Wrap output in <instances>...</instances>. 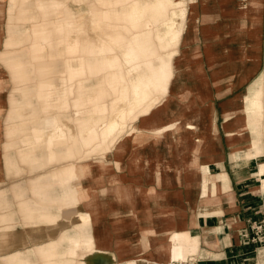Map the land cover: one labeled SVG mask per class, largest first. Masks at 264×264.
<instances>
[{"label":"crops","instance_id":"obj_1","mask_svg":"<svg viewBox=\"0 0 264 264\" xmlns=\"http://www.w3.org/2000/svg\"><path fill=\"white\" fill-rule=\"evenodd\" d=\"M199 50L204 71L212 78L214 69H223L214 66L219 54L213 49ZM188 51L191 55L194 50ZM229 51L225 57L230 61L233 54ZM209 63L211 75L206 69ZM261 65L260 59L253 75L243 84L236 82L230 92L224 84L211 82L212 97L205 102L195 95L182 103L174 97L171 111L164 108L140 117L135 123L140 128L150 127L152 122L157 127L173 122L180 128L160 138L149 132L138 138L130 135L123 149L117 146L110 152L105 166L96 167L91 176L70 181L78 191L79 202L72 209L59 210L48 198L28 199L23 186L19 190L13 186L15 182H27L29 175L7 178L4 166L15 173L27 170L17 161L10 163L9 158H20L25 148L15 141L16 137L8 138L5 131L11 140L5 147H17V156L10 150L3 154L1 146L0 264H81L85 259L89 264H264V240L251 239L254 227L264 224ZM245 85L247 93H238ZM3 89L5 84L0 88V136L1 118L5 117ZM234 104L248 108L247 115L243 114L245 129L244 124L236 123ZM54 149L59 151L57 160H61L64 147ZM68 163L77 161L59 162ZM31 164L37 171L46 169H37L34 160ZM204 168L210 175L223 174L229 188L221 187L216 195L203 198ZM25 201L30 203L28 212L22 210ZM84 212L90 217L87 225L78 220ZM182 231L198 238L199 251L188 256L190 261H172L171 237ZM87 238L94 241V246L82 248L73 256L75 242Z\"/></svg>","mask_w":264,"mask_h":264},{"label":"bare ground","instance_id":"obj_2","mask_svg":"<svg viewBox=\"0 0 264 264\" xmlns=\"http://www.w3.org/2000/svg\"><path fill=\"white\" fill-rule=\"evenodd\" d=\"M103 1L104 6H99ZM197 1L91 0L88 2L90 4L88 9L74 10L67 0H10L8 10L10 24L19 23V20L14 19V4L19 2L16 12L19 19L25 22L20 25L25 28L19 32L25 33H19L18 38L14 40H7L5 48L8 51L10 46L11 50L26 47V52L20 56H31L30 64L35 68V80L39 79V85L37 91H33V95L36 93L35 104L37 99L38 107H35L26 89H19L23 91V97L27 98L26 106L23 110L17 108L18 102L13 103L14 106L8 109L7 118L16 121V118L40 116L42 113L45 116L35 121L38 124L33 123V126L21 129L19 134L9 133L8 138L12 140L19 137L23 144L25 150H22L21 157L33 158L37 169H44L61 161L79 158L78 155L82 154L84 148L88 150L95 146L96 149L97 143L102 151L99 166H103V163H108L104 159L110 153L108 149L111 146L123 149L134 131L135 138L144 132L160 138L167 131H178L180 127L173 122L160 127L156 126V122H152L150 127L146 128L137 127L135 123L140 117L155 113L173 97L187 99L190 95H195L197 100L205 102L209 96L210 79L204 71L197 50L188 57V49L184 47L183 59L186 67L177 70L176 73L172 63L177 52L173 49L174 46L182 42L183 46L187 47L197 40L195 31L191 29V22L197 19ZM4 2L5 0H0V43ZM187 3L190 9H187ZM259 3L258 0H253L251 7H245L244 23L241 26L247 38L243 42L240 64L251 60L254 66L246 72L242 71V66L233 68L226 66L213 70V81L226 85V92H230L237 84L245 83L259 65L261 59ZM94 10L93 22L103 25L102 29L96 32V41L83 29L86 13H93ZM146 17L160 25L149 28L148 22L143 23V18ZM185 29L191 31L185 34L186 37L181 38ZM27 41L28 43H24ZM207 48L208 51L212 50L211 46ZM11 56L9 61L16 64V67L24 65L23 59L16 60L14 58L18 56ZM210 59L214 61L213 56H210ZM19 73V78H23L21 81L23 84L28 76L25 74L29 73ZM83 74L88 75L84 78ZM55 80L60 81V87H57ZM3 84L5 80L0 73V88ZM169 85L171 95L161 103L160 98L168 92ZM112 93L114 97L107 104L106 100ZM156 93L158 95H155ZM136 110L139 112L137 115ZM1 111L0 106V113ZM233 111L237 123L243 125V114L247 115L248 108L234 104ZM25 114L29 115L24 116ZM228 115L229 111L226 112V117ZM128 117L136 118L133 119L135 123L130 132L124 137L123 133L126 131H123L127 127ZM190 128L194 129L191 125ZM242 128H246L245 124ZM55 147H64L59 161L57 160L59 151H55ZM94 168L93 163L77 161L76 164L68 163L47 174L39 175L37 181L43 179L58 181L64 191L57 194L55 190L37 185L34 197L48 198L56 203L59 210L72 209L79 205V202L78 191L69 185L70 181L93 175ZM203 172V198L216 195L221 187L229 188L226 181L222 180V177L226 179L223 174L210 175L206 168ZM29 204L27 201L22 202L24 212L30 209ZM78 220L82 224H89V214L84 212ZM171 242L172 261L186 262L189 255H194L199 250L198 238L186 231L172 234ZM75 243L73 256L79 255L82 248L90 249L94 246V241L90 238ZM81 264L89 263L85 259ZM131 264L136 263L134 261Z\"/></svg>","mask_w":264,"mask_h":264},{"label":"rangeland","instance_id":"obj_3","mask_svg":"<svg viewBox=\"0 0 264 264\" xmlns=\"http://www.w3.org/2000/svg\"><path fill=\"white\" fill-rule=\"evenodd\" d=\"M68 4L71 6V9L77 10L78 8L81 9H88V6L90 5L88 2H90L91 0H67ZM252 1L253 0H206V2H204V0H198V7H197V19L194 20L193 22H191V29L192 31H195V36H196V41L191 43V45L183 46L182 42L178 43L176 46H174L173 49H175L177 52L175 54V56L173 57V70L176 73L177 70L179 69H183L186 67V62L183 59V49L187 48L189 49H193L195 52V50H197L198 52V56L201 60V52L199 49H205L208 51L207 46H211V48L217 52L218 58L216 60V63L214 66H217L218 68H224L225 66V62H227V66H229L230 68L233 67H240L242 66V71L246 72L247 69H251L252 66H254L253 61L249 60L247 62H245L243 65H241L239 63V59L240 56L242 54V47H243V42L245 41V39L247 38V36L245 35V33L242 31V24L244 23V17H243V13L246 11L245 7H251L252 5ZM260 3L259 5L261 6V13H260V18H261V25L259 26L260 28V34H261V40H260V57H261V71L264 67V0H258ZM21 4V3H20ZM99 6H104V1L99 3ZM19 5V2H17L16 4H14V8H15V16L14 19L19 20V23H12L10 24V15H9V8H10V0H5L4 2V12L2 14L3 16V20L1 23V38L4 37V40L1 41L0 43V73L3 77V79L5 80V90L4 91V96H5V117L2 120L1 118V130L3 132V135L0 136V148L2 147V151L3 154L5 153V151H9V153H13L15 156H17V151L14 150V148L16 149L17 147L14 148H10L6 149L7 147H5V143L6 141H11L8 140V138L5 136V131L7 133H14V134H19L20 132H18L21 129H27L30 126H33L34 124H38L35 121H39L41 119H43V117H45L42 113L40 114V116H32L29 118H24V119H20V118H16L17 120L13 121V120H9V118H7V115L9 116V111L8 109L10 107H13L14 105H12L13 103L16 104L17 102V108H21L24 110V107L26 106V100L27 98L23 97V91L21 92L19 89H26V93L29 95V97H32V102H34L35 107H38L37 104V99H36V104H35V95L36 93L33 95V91H37V87H38V80H35L36 74L34 72V66L30 64L31 62V56H20L22 53H25L26 51V47H22V48H18V49H13L11 50L12 46H10L7 51V49L5 48V42L9 39L14 40L16 38H18L19 33H25V31H21L19 32L20 29L25 28V27H21L20 25L25 24V22L21 21L19 19V15L18 12H16V9ZM187 9H190V5L187 3L186 4ZM7 7V8H6ZM7 10V12H6ZM73 10V11H74ZM95 10L93 11V13H86L85 15V19H84V24H83V29L87 34H90V38H92L93 40L96 41V32L100 31L103 27V25L100 26V23L93 22L92 16L94 14ZM12 19V20H14ZM180 21V19H179ZM122 22V21H121ZM148 22L149 24V28H154L156 25L157 27L160 25H158L157 23L154 22L153 19L150 20L149 17L143 18V23ZM32 26V24H30V27ZM15 29V30H13ZM28 29V27L26 28ZM191 29H185L183 32V35L181 36V38L186 37L185 34H187L188 32L191 31ZM29 32V31H28ZM35 34V33H34ZM24 43H28L24 42ZM23 43V44H24ZM185 47V48H184ZM17 48V47H16ZM232 51L233 57L232 59H230V61L228 60L227 57H225V55H227L230 51ZM14 51V52H11ZM24 51V52H23ZM192 52V53H193ZM192 53L190 55L189 51H187V56L191 57ZM11 55H16L18 57L14 58L16 60L18 59H23V63L24 65L22 66V64H20V66L16 67L17 65L12 64L11 61ZM30 57V58H29ZM205 60V58H204ZM9 61V62H8ZM203 64V62H202ZM212 65L211 63H209L207 65V73L209 75H211L212 73V69L210 66ZM193 66V65H192ZM19 72H27L29 74H25L28 75L26 80L23 81V78H19ZM206 73V72H205ZM88 74H83V77H87ZM213 75V74H212ZM18 76V77H17ZM209 77V76H208ZM210 79V85H209V96L206 98L205 101H207L209 98L212 97V91H211V82L213 81V78L209 77ZM175 80V78L173 79V81ZM237 82V80H236ZM215 83V82H214ZM55 84L57 85V87H60V81H56L55 80ZM222 84V83H221ZM221 84H217L215 83L216 86H220ZM226 87V91H227V86ZM247 85H245V87L241 88L239 90L238 93H247ZM31 89V90H30ZM33 89V90H32ZM168 92L163 94L160 98L161 103H163L164 101L162 100H166L167 98H169V96L171 95V92H169L171 90V86L169 85L168 88ZM23 90V89H22ZM29 90V91H28ZM2 91V90H1ZM159 93V92H157ZM155 95H158V94ZM114 94L112 93L111 96H108V99L106 100V103L109 104L110 100L113 99ZM155 97V96H154ZM8 99V102H7ZM173 99H170L169 102H165V104L163 106H161L159 109H157V111L160 110H164L168 109L171 111L172 109V102ZM188 99V98H187ZM187 99H179L177 97L178 101H181V103ZM39 100V99H38ZM39 103L42 104L41 100H39ZM38 113V112H37ZM136 115L139 113L136 110ZM134 113V114H135ZM32 114V113H31ZM29 115V114H25L24 116ZM102 116V115H101ZM136 118V117H135ZM135 118H130L128 117L127 119V127L128 128L126 130V128L124 129L123 132L126 131V133L124 134V137L127 135L128 132H130L131 128L133 127V124L135 123V121H133V119ZM133 121V122H132ZM237 123V122H236ZM136 131L133 132V134H135ZM19 137H16L15 141L20 143V145L22 144V142L18 139ZM16 142H14L13 144H15V146H18L19 144H16ZM10 146H12V142L9 143ZM96 149L95 146H93L92 148L86 150L87 148H84L82 154L78 155L79 158H74L71 160H75V161H88L90 163H93V166L99 167V161H100V156L102 155V151L101 148L98 147V144L96 143ZM114 146H111L108 149V152H111L112 150H114ZM100 149V150H99ZM108 155H110V153H108L105 156V160L108 159ZM10 163L14 160L17 161L23 168H25L27 170L26 173H15V172H11L9 170V168L6 166H4L5 168V173L8 179H14V178H19L20 176L24 175V174H28L29 178L28 181H20V182H15L13 183V186H18V190L19 188H21V186L24 187L25 191L27 192L26 197L28 199L34 198L35 196V189L37 185H41L42 187H45V189H49V190H57L60 189V193H62L64 191V188L61 184H56V182L58 181H46V180H36V176L38 174H47L48 172L52 171L53 169H57L60 168L61 164L57 165L56 167H47L45 170L43 171H37L35 167L32 166L31 161H33L34 159L31 158H27V159H23V158H18V159H13L12 157L9 158ZM30 162V163H29ZM29 163V164H28ZM4 164V163H3ZM103 166L104 163L102 164ZM28 168H30V171H37V173H30ZM94 168V169H95ZM40 181V182H39ZM46 181V182H45ZM26 183L28 184V187L26 185ZM73 182H71L72 185ZM20 186V187H19ZM73 186V185H72ZM17 191V189L15 190ZM14 192V190H13ZM15 193V192H14ZM17 195H16V199H17ZM19 201V198H18ZM20 207V206H19ZM18 207V208H19ZM199 251V250H198ZM198 251L196 253H198ZM195 253V254H196ZM194 254V255H195Z\"/></svg>","mask_w":264,"mask_h":264},{"label":"built area","instance_id":"obj_4","mask_svg":"<svg viewBox=\"0 0 264 264\" xmlns=\"http://www.w3.org/2000/svg\"><path fill=\"white\" fill-rule=\"evenodd\" d=\"M253 230L255 235L253 238H251L252 241L262 242L264 240V224H259L255 226ZM178 264H182V263H178Z\"/></svg>","mask_w":264,"mask_h":264}]
</instances>
